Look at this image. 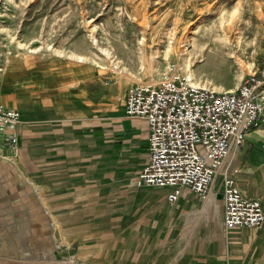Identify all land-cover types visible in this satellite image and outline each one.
Listing matches in <instances>:
<instances>
[{"label": "crops", "instance_id": "obj_1", "mask_svg": "<svg viewBox=\"0 0 264 264\" xmlns=\"http://www.w3.org/2000/svg\"><path fill=\"white\" fill-rule=\"evenodd\" d=\"M57 69L62 72L54 77L47 68L45 80L35 79L30 93L17 86L15 74L5 77L0 70V104L20 112L16 151L4 146L0 133V194L19 204V199H31L32 248H37L32 231L36 236L45 227L46 240L59 241L57 228L86 262L94 261L98 246L112 242L97 241L102 235L124 229L155 230L164 236L173 231L176 236L198 206L208 208L186 187L170 202V187L137 184L148 163V127L145 119L125 114L129 83L69 74L64 64ZM234 154L227 170L238 169L237 186L258 198L264 212V114ZM220 181L218 175L207 193L219 195L217 233L209 241H177L184 248L177 259L184 264H264V223L222 227Z\"/></svg>", "mask_w": 264, "mask_h": 264}, {"label": "rangeland", "instance_id": "obj_2", "mask_svg": "<svg viewBox=\"0 0 264 264\" xmlns=\"http://www.w3.org/2000/svg\"><path fill=\"white\" fill-rule=\"evenodd\" d=\"M229 14L235 19V26L227 32L235 45L231 50L234 57L197 62L193 67L202 79L224 89L235 88L251 75L264 80V0H0V70L5 77L15 74L23 93H30L35 79L45 80L47 68L56 77L62 64L69 74H95L104 81L127 82L129 91L136 85L154 84L172 64L177 73V56L192 26ZM141 37L142 68L135 53ZM105 45L112 46L126 70L114 67L100 54L99 47ZM71 54L89 59L80 62ZM7 174L13 177L12 170ZM4 196L0 194V264H184L177 259L184 248L176 242L211 240L217 233L220 208L219 195L214 194L212 208L198 206L176 236L173 231L164 236L155 230L124 229L116 235H102L97 241L112 242L98 246V260L86 262L57 228L54 232L59 241H47L45 227L36 233L38 237L32 231L37 241V248H32L31 199H19V204Z\"/></svg>", "mask_w": 264, "mask_h": 264}, {"label": "built area", "instance_id": "obj_3", "mask_svg": "<svg viewBox=\"0 0 264 264\" xmlns=\"http://www.w3.org/2000/svg\"><path fill=\"white\" fill-rule=\"evenodd\" d=\"M171 67L154 84L131 87L126 97L125 113L148 127V163L137 184L170 187L169 201L183 187L204 199L220 175L224 227H258L264 221L260 201L239 189L226 160L264 114V80L251 75L233 91L218 92L187 84ZM19 121L17 109L0 104L2 143L11 150Z\"/></svg>", "mask_w": 264, "mask_h": 264}, {"label": "bare ground", "instance_id": "obj_4", "mask_svg": "<svg viewBox=\"0 0 264 264\" xmlns=\"http://www.w3.org/2000/svg\"><path fill=\"white\" fill-rule=\"evenodd\" d=\"M234 26H235V19H234L232 14H229L228 16L218 15L217 17L213 18L208 23H205V24L199 23L197 25L192 26V28L190 29L191 30L190 35H188L184 39V44L182 45L184 48L181 49L180 53L177 56V65H176L177 70L179 71V76H181V78L187 84L197 86V87L210 88V89H213V90L218 91V92L219 91H225V90L226 91H233L234 88L233 89H231V88L224 89L219 85L213 84L211 81H209L207 79H202L200 77L199 73L196 71V68L193 66L197 62H204L203 64H205V62H210L211 59H214V60L215 59H222V60H224L226 58L234 57V54L232 53L231 50H233L235 45L233 44V42L230 38V35L227 34V32L230 31ZM93 43H96V42L93 41ZM190 44L192 45V48H189L187 46ZM143 46H144V37H141L138 40L137 47L135 48L136 59L138 60L140 68L143 67L144 60H145ZM236 46H239V44H236ZM99 50H100V54L103 57H106L107 59H109V61L112 63V65L114 67L122 69V70H126L125 67L123 66L124 62L122 61V59L119 56L115 55V52H114L112 46H110V45L101 46V47H99ZM71 56L80 62H82L86 59H89L88 56H86V55L71 54ZM217 65L218 64H214V66H217ZM213 68H215V67H213ZM172 71H174V70H172ZM178 71H177V73H178ZM241 82H243V81H241ZM126 97H127V95H126ZM125 101H126V99H125ZM124 111H125V104H124ZM127 116H129V115H127ZM147 146H148V144H147ZM16 150H17V148H16ZM16 150H13V151H16ZM148 153H149V149H148ZM234 155L235 154H231L230 156H228L226 163L228 161L231 162L233 160ZM228 173H233V172L228 171ZM206 197H207V199H206L205 203L208 204V206L210 205V207H211L216 203V198L214 197L213 193L207 194L204 197V199ZM256 199H258V198H256ZM170 202H173V201H170ZM260 204H261V202H260ZM217 207H218V205H217ZM261 207H262V205H261ZM262 210H263V208H262ZM263 214H264V212H263ZM212 220H213V218H212ZM220 222L222 224V227L225 230L229 229V228H225L223 223H222V212H221ZM263 223H264V221L262 222V224ZM241 227H244V226H241ZM247 228H249V227H247ZM252 228H255V227H252Z\"/></svg>", "mask_w": 264, "mask_h": 264}]
</instances>
